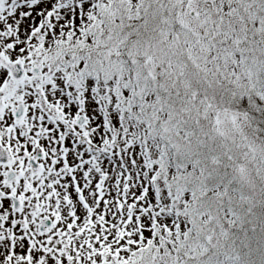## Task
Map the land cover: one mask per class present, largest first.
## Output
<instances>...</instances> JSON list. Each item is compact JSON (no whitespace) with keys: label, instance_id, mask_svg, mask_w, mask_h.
Returning a JSON list of instances; mask_svg holds the SVG:
<instances>
[{"label":"snow or ice","instance_id":"1","mask_svg":"<svg viewBox=\"0 0 264 264\" xmlns=\"http://www.w3.org/2000/svg\"><path fill=\"white\" fill-rule=\"evenodd\" d=\"M0 264H264V0H0Z\"/></svg>","mask_w":264,"mask_h":264}]
</instances>
